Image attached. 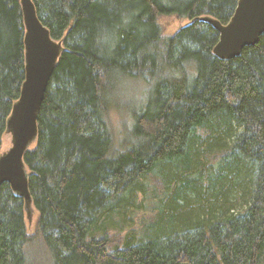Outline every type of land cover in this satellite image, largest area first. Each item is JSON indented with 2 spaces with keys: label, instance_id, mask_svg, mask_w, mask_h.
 <instances>
[{
  "label": "trees",
  "instance_id": "16d2710c",
  "mask_svg": "<svg viewBox=\"0 0 264 264\" xmlns=\"http://www.w3.org/2000/svg\"><path fill=\"white\" fill-rule=\"evenodd\" d=\"M238 1L32 0L63 50L23 156L34 231L2 183L0 264H264V33L221 60L207 21L226 24ZM163 16L191 23L164 35ZM24 33L20 1L0 0V149ZM128 78L147 96L118 139L111 112ZM141 187L159 189L158 211L117 240Z\"/></svg>",
  "mask_w": 264,
  "mask_h": 264
},
{
  "label": "water",
  "instance_id": "95a60500",
  "mask_svg": "<svg viewBox=\"0 0 264 264\" xmlns=\"http://www.w3.org/2000/svg\"><path fill=\"white\" fill-rule=\"evenodd\" d=\"M24 33L25 80L20 96L6 121L12 136V147L0 155V185L7 183L24 201L31 204L28 176L23 156L29 144L36 139L37 114L61 54L62 46L51 38L48 29L39 20L32 0H19ZM218 32L213 54L221 60L240 55L243 48L255 45L264 33V0H239L226 24L207 19Z\"/></svg>",
  "mask_w": 264,
  "mask_h": 264
},
{
  "label": "rangeland",
  "instance_id": "374dc122",
  "mask_svg": "<svg viewBox=\"0 0 264 264\" xmlns=\"http://www.w3.org/2000/svg\"><path fill=\"white\" fill-rule=\"evenodd\" d=\"M158 22L164 35H173L176 31L191 23V21L188 20H177L175 16H163L159 18ZM59 44H61V42H59ZM62 50L63 48L61 51ZM147 89L145 81H139L131 78L122 81L119 91L120 94L118 93L117 98L115 97L120 101V110H113L111 112V119L118 139L122 138L123 133L131 127L132 118L130 108L135 107L137 102L140 104L143 103L147 96ZM115 98L113 99L112 104H115ZM35 143L36 139L29 144L28 149L34 147ZM11 147L12 136L8 131H6L2 136L0 155L6 153ZM26 174L28 176L27 170ZM141 189L143 190L142 193L135 195V204H126L125 221H122L121 225L119 227L117 226L111 232L113 237L117 240L123 239L129 235H138L143 229L141 220L153 219L158 211L156 208L158 205L156 196L160 193L159 189L155 187L152 192L148 191V189L145 190L142 187ZM236 207H238V205H236ZM236 210H239V208ZM37 215V211L31 204L27 209H24V220L28 233H32L34 231Z\"/></svg>",
  "mask_w": 264,
  "mask_h": 264
}]
</instances>
